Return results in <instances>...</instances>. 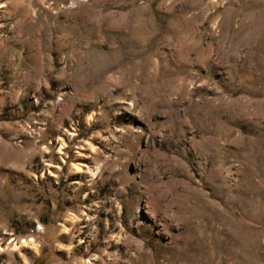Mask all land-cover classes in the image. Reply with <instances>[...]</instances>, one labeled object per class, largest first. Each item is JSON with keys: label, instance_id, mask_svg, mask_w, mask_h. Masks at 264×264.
<instances>
[{"label": "rangeland", "instance_id": "obj_1", "mask_svg": "<svg viewBox=\"0 0 264 264\" xmlns=\"http://www.w3.org/2000/svg\"><path fill=\"white\" fill-rule=\"evenodd\" d=\"M0 264H264V0H0Z\"/></svg>", "mask_w": 264, "mask_h": 264}]
</instances>
